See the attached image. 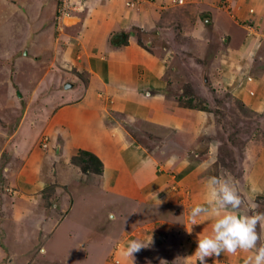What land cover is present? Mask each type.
Returning a JSON list of instances; mask_svg holds the SVG:
<instances>
[{
	"label": "rangeland",
	"instance_id": "obj_1",
	"mask_svg": "<svg viewBox=\"0 0 264 264\" xmlns=\"http://www.w3.org/2000/svg\"><path fill=\"white\" fill-rule=\"evenodd\" d=\"M122 1L126 8L145 6L143 0ZM200 1L196 5L170 0L171 7L169 0H162L164 9L149 7L156 11L151 32L132 30L164 59L165 95L182 106L192 100L197 107L194 134L186 135L183 143L191 145L188 150L180 148L182 156L177 158L186 163L189 178L198 181L187 193L174 185L168 200L176 204L178 194H185L180 197L183 207H192L187 194L204 198L211 177L230 178L242 200L240 213L264 212V26L253 18L247 21L246 36H255L251 44L255 48L240 55L245 30L230 20V13L239 18L229 5L233 0ZM89 2L75 11V22L88 11ZM61 4L0 0V264H32L38 254L49 264L62 259H66L62 264H108L114 258L109 251L118 240L113 239L123 226L148 214L171 213L168 207L134 203L126 194L105 187L100 174L82 171L71 162L78 148L67 149L66 131L56 125L55 137L48 125L51 105L62 101H50L62 84L54 82V72L62 75L72 67L65 59V39L70 24L66 20H74H58L63 16ZM226 5L230 13L224 10ZM116 34L117 30L111 38ZM148 38L151 43H146ZM57 144L61 148L55 152ZM32 172L39 180L31 187ZM118 211L122 219L133 221L118 219ZM52 229L51 250L46 252L40 245ZM81 240L87 241L85 247L78 245ZM166 255L174 262L177 253L171 249Z\"/></svg>",
	"mask_w": 264,
	"mask_h": 264
},
{
	"label": "crops",
	"instance_id": "obj_2",
	"mask_svg": "<svg viewBox=\"0 0 264 264\" xmlns=\"http://www.w3.org/2000/svg\"><path fill=\"white\" fill-rule=\"evenodd\" d=\"M143 1L144 7L126 8L122 0H90L88 11L79 16L80 20L76 22L75 11L80 5L71 9L73 13L59 15V21L61 18L74 20L66 26L71 32L66 33L65 39L68 43L65 59L69 60L72 70L65 69L62 75L54 72V82L60 80L62 84L61 88L56 89V94L51 95L50 101H62L51 105L48 125L52 127L55 137L58 126L66 131L68 150L77 147L91 151L100 158L103 170L99 179L105 187L126 194L134 203L168 207L171 212L148 214L147 218L133 221L122 219L118 211V219L133 222L123 226L115 235L113 240H118L109 251L114 258L108 264H195L191 256L196 249L197 238L210 233L212 221L201 223L202 218L197 217L199 224L193 225L189 232L190 212L196 204H206V201L199 202L208 198V191H205L204 198L199 193L187 194L192 207H183L180 197L185 194H178L176 204L168 200V194L176 188L174 185H181L187 193L189 190L186 189L198 181L191 176L189 178L191 174L186 171V163H180V157L177 158L182 156L180 148L188 150L186 147L191 145L183 146L184 137L194 134L198 112L179 105L165 95L164 59L147 45V48L140 45L138 37L132 32L133 28L138 27L146 34L150 33V19L156 12L150 6L156 9H164L165 6L161 5L162 0ZM190 2L197 5L201 1L184 0L186 4ZM231 4L233 11L239 14L236 20L229 12L231 7L228 6ZM169 5L174 7L170 0ZM229 5L223 8L230 13V20L245 30L239 53L248 55V51L255 48L252 47L255 36L254 39L250 34L246 36V30L250 27L247 21L253 18L264 26V0H233ZM116 30L113 40L111 36ZM222 39L230 40L225 36ZM151 41V38L146 39V43ZM55 148V152L59 151L61 145L57 144ZM190 150L195 153L194 148ZM188 155L189 152H186L185 156ZM29 175L32 187L39 178L37 173ZM20 181L22 185L25 183ZM116 216L113 214L112 218ZM258 230L264 240V227H258ZM54 232L53 229L49 231L48 240L40 245L46 252L51 250L48 244L54 238ZM150 237L152 243L134 252V258L127 254L130 241L146 242ZM86 244V240L78 243L80 247ZM171 249L177 253L174 262H169L166 255ZM251 254L245 251L236 254L223 252L219 256L206 257L205 261L206 264H244L245 258ZM42 259L38 254L32 264H49L48 259L46 262H42ZM65 261L62 259L60 264Z\"/></svg>",
	"mask_w": 264,
	"mask_h": 264
},
{
	"label": "clouds",
	"instance_id": "obj_3",
	"mask_svg": "<svg viewBox=\"0 0 264 264\" xmlns=\"http://www.w3.org/2000/svg\"><path fill=\"white\" fill-rule=\"evenodd\" d=\"M242 200L235 184L230 178L211 177L208 182V199L206 204H196L190 212L192 226L211 220L209 234L197 238V246L192 256L195 264H206L205 258L219 256L221 253L236 254L238 251L251 252L244 264H264V244H258L261 234L258 227H264V212L241 214ZM152 238L146 242L132 240L129 242L127 254L132 257L134 252L147 247Z\"/></svg>",
	"mask_w": 264,
	"mask_h": 264
},
{
	"label": "trees",
	"instance_id": "obj_4",
	"mask_svg": "<svg viewBox=\"0 0 264 264\" xmlns=\"http://www.w3.org/2000/svg\"><path fill=\"white\" fill-rule=\"evenodd\" d=\"M138 42L140 45L147 48V46L144 45L140 40H138ZM177 101H179V99H177ZM191 101L192 100H190L184 106L189 108H197L196 105ZM71 162L78 165L82 169V171H91L97 174H101L103 170L102 161L94 153L85 149H77L75 151V154L71 157Z\"/></svg>",
	"mask_w": 264,
	"mask_h": 264
},
{
	"label": "built area",
	"instance_id": "obj_5",
	"mask_svg": "<svg viewBox=\"0 0 264 264\" xmlns=\"http://www.w3.org/2000/svg\"><path fill=\"white\" fill-rule=\"evenodd\" d=\"M86 0H61L60 13L67 15L68 9H73L76 5H82ZM172 3L182 4L184 0H171Z\"/></svg>",
	"mask_w": 264,
	"mask_h": 264
},
{
	"label": "bare ground",
	"instance_id": "obj_6",
	"mask_svg": "<svg viewBox=\"0 0 264 264\" xmlns=\"http://www.w3.org/2000/svg\"><path fill=\"white\" fill-rule=\"evenodd\" d=\"M66 23H71V22L66 20Z\"/></svg>",
	"mask_w": 264,
	"mask_h": 264
},
{
	"label": "water",
	"instance_id": "obj_7",
	"mask_svg": "<svg viewBox=\"0 0 264 264\" xmlns=\"http://www.w3.org/2000/svg\"><path fill=\"white\" fill-rule=\"evenodd\" d=\"M18 94V93H17Z\"/></svg>",
	"mask_w": 264,
	"mask_h": 264
}]
</instances>
